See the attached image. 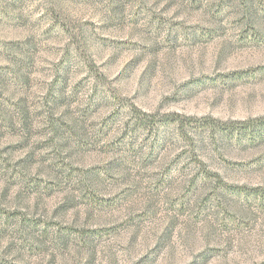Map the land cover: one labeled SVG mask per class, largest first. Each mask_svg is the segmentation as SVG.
Here are the masks:
<instances>
[{
  "label": "rangeland",
  "instance_id": "obj_1",
  "mask_svg": "<svg viewBox=\"0 0 264 264\" xmlns=\"http://www.w3.org/2000/svg\"><path fill=\"white\" fill-rule=\"evenodd\" d=\"M262 119L264 0H0V264H264Z\"/></svg>",
  "mask_w": 264,
  "mask_h": 264
},
{
  "label": "trees",
  "instance_id": "obj_2",
  "mask_svg": "<svg viewBox=\"0 0 264 264\" xmlns=\"http://www.w3.org/2000/svg\"><path fill=\"white\" fill-rule=\"evenodd\" d=\"M143 117H147L146 115ZM194 119H184L183 121H179V116L176 114L170 115V116H163L161 117V122L162 123H166V124H175L176 128H177V132L179 133L180 136L182 137H186L187 132L185 130V127H187L188 124H191V122H193ZM140 121V126L141 128L144 129H150L153 124H151V126L147 125V124H142L141 121L143 120H139ZM248 124L246 122L243 123H239L238 126L242 127L241 129H235V128H231L229 126H227V124L224 123H220V122H210L209 127L211 128L210 133L208 136H210L213 140H217V138H221V139H225L226 137L229 139H236V140H242L241 138L243 137H247V139H249V141H255V140H259L261 138V132L262 130H264V119H262L260 122L257 123V125L253 126L254 128H256L255 130H250L248 125L247 127H245V125ZM208 126V123L207 125ZM204 125H200V127L198 129L203 128ZM201 133V132H199ZM198 133V134H199ZM197 134V133H196ZM199 143H201V141H199ZM198 149H201L200 147H198ZM206 174V173H205ZM207 175V174H206ZM208 178L213 177L212 179L219 184V187H224L223 184L220 182V178L217 174H210L207 175ZM210 179V180H212ZM235 190L238 191H244L243 189L240 188H235Z\"/></svg>",
  "mask_w": 264,
  "mask_h": 264
}]
</instances>
